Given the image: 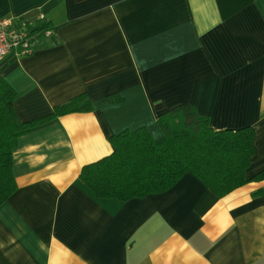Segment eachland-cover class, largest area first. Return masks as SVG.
<instances>
[{
	"label": "crops",
	"instance_id": "obj_1",
	"mask_svg": "<svg viewBox=\"0 0 264 264\" xmlns=\"http://www.w3.org/2000/svg\"><path fill=\"white\" fill-rule=\"evenodd\" d=\"M52 27L0 75L23 121L81 93L66 113L18 137L16 188L0 205V264H264V180L217 196L184 173L169 189L95 198L84 165L109 138L192 105L215 130L250 126L247 177L264 170V0H0V18ZM117 94L118 103L104 102ZM261 193L254 195V192Z\"/></svg>",
	"mask_w": 264,
	"mask_h": 264
},
{
	"label": "trees",
	"instance_id": "obj_2",
	"mask_svg": "<svg viewBox=\"0 0 264 264\" xmlns=\"http://www.w3.org/2000/svg\"><path fill=\"white\" fill-rule=\"evenodd\" d=\"M19 20L15 28H19ZM32 23L29 32L31 49L45 31L47 21ZM15 91L0 75V205L15 190L12 173V151L21 135L66 113L88 112L92 104L81 93L36 120L21 121L14 110ZM117 94L104 102L118 103ZM162 135L155 139L148 129L124 130L109 138L110 154L84 165L80 179L95 198L126 201L172 187L184 173H191L217 196L250 182L264 180V170L247 177L254 154L253 131L250 126L235 130H215L206 115L192 105H178L156 118ZM261 191L254 192V195Z\"/></svg>",
	"mask_w": 264,
	"mask_h": 264
},
{
	"label": "built area",
	"instance_id": "obj_3",
	"mask_svg": "<svg viewBox=\"0 0 264 264\" xmlns=\"http://www.w3.org/2000/svg\"><path fill=\"white\" fill-rule=\"evenodd\" d=\"M40 17V20H43L42 16ZM17 20H19V28H15ZM31 25V22L21 18H0V61L12 50L18 54L32 50L29 32L24 31ZM49 32L50 30L45 31L46 34Z\"/></svg>",
	"mask_w": 264,
	"mask_h": 264
}]
</instances>
